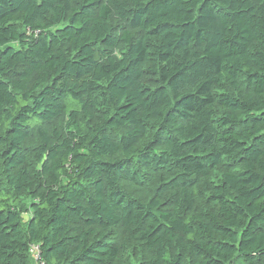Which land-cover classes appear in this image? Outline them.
I'll use <instances>...</instances> for the list:
<instances>
[{
  "label": "trees",
  "instance_id": "16d2710c",
  "mask_svg": "<svg viewBox=\"0 0 264 264\" xmlns=\"http://www.w3.org/2000/svg\"><path fill=\"white\" fill-rule=\"evenodd\" d=\"M264 264V0H0V264Z\"/></svg>",
  "mask_w": 264,
  "mask_h": 264
},
{
  "label": "built area",
  "instance_id": "2783aa9c",
  "mask_svg": "<svg viewBox=\"0 0 264 264\" xmlns=\"http://www.w3.org/2000/svg\"><path fill=\"white\" fill-rule=\"evenodd\" d=\"M30 253L37 264H46L44 261H41V251L39 246H31Z\"/></svg>",
  "mask_w": 264,
  "mask_h": 264
}]
</instances>
